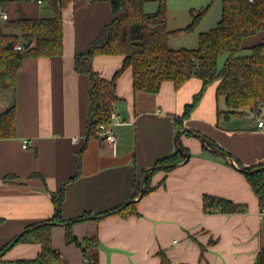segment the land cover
Masks as SVG:
<instances>
[{"label": "crops", "instance_id": "obj_1", "mask_svg": "<svg viewBox=\"0 0 264 264\" xmlns=\"http://www.w3.org/2000/svg\"><path fill=\"white\" fill-rule=\"evenodd\" d=\"M29 1L0 0V7L5 5L0 12L9 18L53 16L44 0ZM62 17L63 55L25 58L15 88L0 89V114L11 106L16 110V135L0 139V250L28 227L49 221L53 197L62 189L64 220L90 216L72 232L80 242L98 236L97 264H254L264 245V212L242 168L264 164L262 119L223 116L227 107L216 95L218 82L204 87L191 78L179 89L165 82L155 95L135 92L132 70L126 68L116 78L115 144L88 139L89 79L75 71L74 56L85 52L115 15L111 0H70ZM122 66V56L92 60L104 80H112ZM177 144L189 160L153 173V191L137 199L134 183L145 186L154 164L176 153ZM205 195L231 200L244 211L205 212ZM130 201L138 215H105ZM52 241L61 264H88L82 248L65 243L64 227H52ZM40 251V244L17 243L0 264L34 259Z\"/></svg>", "mask_w": 264, "mask_h": 264}, {"label": "trees", "instance_id": "obj_2", "mask_svg": "<svg viewBox=\"0 0 264 264\" xmlns=\"http://www.w3.org/2000/svg\"><path fill=\"white\" fill-rule=\"evenodd\" d=\"M44 1L52 10V17L21 16L0 20V89L15 88L16 74L25 58L63 55L62 11L69 5L70 0ZM148 1L151 0H111L115 15L113 22L102 30L85 52L74 56L75 71L89 79L87 138L97 137L101 125L112 123L111 113L118 100L116 78L126 68L132 70L134 91L151 95L157 94L165 82L174 84L176 89L191 78L200 79L204 87L218 82L216 95L224 98L227 107L223 116H253L264 121V0H221V19L215 28L199 34V44L195 49H172L169 45L170 38L193 30L208 8L201 11L192 9L191 25L186 29L170 31L167 27V1L153 0L157 3V10L146 13L144 6ZM258 34H263L261 41L246 47L245 40ZM28 40H32L28 49L14 48ZM8 43H12V46L8 47ZM99 55L123 57V66L112 80H104L94 71L92 60ZM223 57L225 61L219 67V61ZM200 96L201 94L197 95L193 103L186 106L182 119L189 117ZM175 122L178 129L182 128L180 119H175ZM15 135L16 110L11 106L0 114V139L13 138ZM213 146L223 151L222 148ZM184 159L185 156L177 150L176 153L158 160L147 177L143 197L153 191V173L172 170ZM261 168H264V164L242 170L258 198L260 210L264 212V169ZM133 187L138 197L141 183H134ZM62 202L61 189L58 196L53 197L52 218L28 227L24 233L5 245L0 250V259L13 245L31 243L40 244L41 251L36 258L18 260L17 264H61L63 257L52 241V227L57 224L65 228V243L84 249L86 262L97 264L100 247L98 236L94 235L80 242L72 232L76 223L90 219L89 214L66 221L62 217ZM203 207L205 212L244 211L241 205L231 200L210 195L204 196ZM111 213L124 217L138 215L136 202L130 201L105 215ZM254 264H264V245Z\"/></svg>", "mask_w": 264, "mask_h": 264}, {"label": "rangeland", "instance_id": "obj_3", "mask_svg": "<svg viewBox=\"0 0 264 264\" xmlns=\"http://www.w3.org/2000/svg\"><path fill=\"white\" fill-rule=\"evenodd\" d=\"M36 0H30L26 4L36 3ZM167 1V27L170 31L186 29L191 25L193 17L191 10L201 11L208 8L205 15L199 20L197 26L191 31L179 33L170 38L172 49H195L199 44V34L206 33L215 28L222 16L221 0H166ZM18 4V3H17ZM23 1L19 3L22 6ZM0 8H5V5ZM39 8L42 9L40 5ZM157 10V3L153 0L146 2L145 12L152 13ZM151 11V12H150ZM23 17H28L23 13ZM262 38L260 35L247 38V42H258ZM247 54V53H246ZM225 57L219 61V67H222Z\"/></svg>", "mask_w": 264, "mask_h": 264}, {"label": "built area", "instance_id": "obj_4", "mask_svg": "<svg viewBox=\"0 0 264 264\" xmlns=\"http://www.w3.org/2000/svg\"><path fill=\"white\" fill-rule=\"evenodd\" d=\"M38 2L41 3L42 0H39ZM8 19H9V16L7 13L0 12V20L6 21ZM14 48L17 50H21L23 47L22 45H17ZM111 119H112V123L110 125H101L99 127V132L97 136L104 138V140H106L109 143L115 144L116 138H115L114 131H113V124H114V120L116 119V114L114 111L111 113ZM258 126L259 128H264V121L259 120Z\"/></svg>", "mask_w": 264, "mask_h": 264}, {"label": "water", "instance_id": "obj_5", "mask_svg": "<svg viewBox=\"0 0 264 264\" xmlns=\"http://www.w3.org/2000/svg\"><path fill=\"white\" fill-rule=\"evenodd\" d=\"M31 43H32V40H28L27 42H25L24 44H23V49L24 50H26V49H28L29 48V46L31 45ZM8 47H11L12 46V43H8V45H7ZM200 139H201V141H202V143H204L205 144V141H204V138L203 137H201V136H198ZM205 146H206V144H205ZM207 147V146H206ZM177 149L185 156V162L186 161H188L189 160V155L188 154H186L180 147H179V145L177 144ZM211 151H215V150H213V149H211ZM223 154V153H222ZM224 155V154H223ZM261 169H264V168H261ZM154 170V168H152L151 170H150V172L151 171H153ZM243 171V170H242ZM147 177H148V175H146L145 176V178H144V181H143V184L146 182V179H147ZM143 191H144V186H142V188H141V193H140V195L138 196V198L137 199H140V198H142V196H143ZM57 225V224H56ZM26 231V230H25ZM24 231V232H25ZM23 232V233H24ZM84 250V249H83ZM3 255V254H2Z\"/></svg>", "mask_w": 264, "mask_h": 264}]
</instances>
